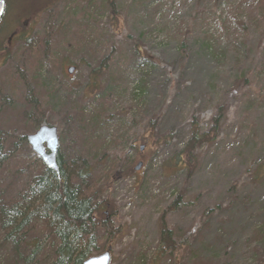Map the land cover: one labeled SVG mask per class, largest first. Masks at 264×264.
Returning a JSON list of instances; mask_svg holds the SVG:
<instances>
[{"label": "rangeland", "instance_id": "obj_1", "mask_svg": "<svg viewBox=\"0 0 264 264\" xmlns=\"http://www.w3.org/2000/svg\"><path fill=\"white\" fill-rule=\"evenodd\" d=\"M94 1L104 16L79 14L70 16L72 23L68 16L41 18V29H59L51 49L50 30L39 35L45 47L35 48L42 56L33 59L46 67L36 81L28 54L19 53V43L6 51L7 38L0 36V199H19L42 171L28 135L43 125L56 127L58 154L78 166L77 153L88 148L78 108L91 119L105 113L102 120L112 130L101 131L107 140L113 131L125 132L123 121L131 124L128 145L112 154L135 157L143 148L135 162L142 168L112 183L114 223L123 233L109 241L103 230L90 231L97 246L112 245L111 264H151L167 210L175 240L186 243L159 264H264V22L252 17L255 0H116L113 16L106 0ZM67 25L69 40L80 47L65 44L61 30ZM46 48L61 60L51 63ZM220 107L218 135L196 148L193 171L174 166L193 124L208 132ZM39 237L44 251L38 259L48 264L51 238ZM10 257L8 242L0 260Z\"/></svg>", "mask_w": 264, "mask_h": 264}, {"label": "trees", "instance_id": "obj_2", "mask_svg": "<svg viewBox=\"0 0 264 264\" xmlns=\"http://www.w3.org/2000/svg\"><path fill=\"white\" fill-rule=\"evenodd\" d=\"M70 1L67 0L65 3ZM73 3L72 8H68V4H66L63 13L60 14L57 11L60 16H68L66 23L73 22V18L70 16H79V14L81 16L105 15L99 14L105 11L99 6L101 2L98 4L94 0H81L80 3L79 1ZM105 8L110 16L116 15V0H106ZM253 8L257 12V16H252L254 21L264 22V0H255ZM251 9L246 11L250 12ZM258 12L260 16H258ZM46 29L50 30V40L46 46H50L51 49L55 42L53 41L55 39L54 31L59 29L56 25L38 29L32 37H27L19 42V53H27L28 57L26 55L25 61L34 66L32 68L35 72L34 80L38 76H43L42 71L46 67L45 64L40 63L41 59H33V55L42 56L37 52L38 50L34 51V49L45 47L39 35L43 34ZM69 33V25H67V29L61 30V37L67 38L65 44L72 42L74 47H80V42H75L74 39L69 40L71 38ZM85 35L82 33L83 38ZM34 36L35 41L31 42ZM4 37L1 38L0 46ZM46 40L45 35V42ZM81 42L83 43V40ZM12 49L8 48L6 51L10 52ZM42 51L43 49L40 52ZM44 53L45 55L46 53L47 55L50 54L49 61L51 63L61 60L59 54H54L51 50L49 52L48 48L44 50ZM20 67L25 68V64H20ZM101 68L98 69L101 70ZM115 78L117 81L119 78L122 80V77L119 76ZM91 83L94 87L96 79H92ZM223 112L224 108L220 107L218 113L212 118V126L208 132H200L197 124H193L192 136L176 155L177 161L174 166L179 167L183 164V168L188 167L187 171L190 173L193 171L191 163L194 151L201 144L210 143L216 139L219 132L218 123L224 114ZM77 113V122L82 129V142L88 146L87 149H83L76 155V159L81 163L75 166L76 160L64 162L58 154L59 174L42 164L41 173L33 178L30 188L25 194H21L19 199L9 203L0 199V233L1 238H3V242H0V255H3L6 243L9 242L12 245V257L0 260V264H41L38 257L44 250L40 244L39 236L46 234L52 242L50 247L52 261L48 264H83L85 260L97 252H103L108 248L106 244L102 248L100 245L97 246V239L91 235L90 231L103 230L109 241H116L123 233L122 228L115 227L114 223L116 210L110 198L112 183L119 174L124 176L135 175L134 166L137 154L139 158L142 156L141 150L137 148L135 157L121 158L118 154H112L111 150L114 148L119 147L124 150L128 145L126 141L129 138L127 128H130L131 124L123 121L121 128L125 132L113 131L107 140L101 134L104 127L111 130V124H106L102 120L105 113L102 115L98 113L99 115H94L92 119L88 117L84 109L78 108ZM153 144L155 143L152 140L148 141L149 152L154 151ZM180 199H177L175 203L180 205L182 202ZM105 211L110 213L108 217ZM167 213L168 210L159 219L160 240L151 258V264H159L165 256L175 252L179 253L186 243L185 240L180 242L175 240L174 233L166 220ZM261 231L257 230L256 233L259 234ZM29 234L37 236L32 237V241L27 242L26 238ZM28 246H31V250L26 253L25 250L28 249ZM13 255L15 256L14 259Z\"/></svg>", "mask_w": 264, "mask_h": 264}, {"label": "flooded vegetation", "instance_id": "obj_3", "mask_svg": "<svg viewBox=\"0 0 264 264\" xmlns=\"http://www.w3.org/2000/svg\"><path fill=\"white\" fill-rule=\"evenodd\" d=\"M3 1L5 9L0 20V36L7 34L5 49H17L19 42L33 36L38 29H41L39 24L42 17L44 21L45 19L47 21L48 17L60 16L65 8L66 0ZM21 16H27V18L21 19ZM43 27H45L44 24Z\"/></svg>", "mask_w": 264, "mask_h": 264}, {"label": "water", "instance_id": "obj_4", "mask_svg": "<svg viewBox=\"0 0 264 264\" xmlns=\"http://www.w3.org/2000/svg\"><path fill=\"white\" fill-rule=\"evenodd\" d=\"M5 9V3L0 0V20ZM73 68H70L71 72ZM28 142L35 154L39 156L45 166L53 171L59 173V166L57 163V153L59 150V136L57 128L54 126L43 125L39 130L27 136ZM143 150V148H141ZM143 166V162H139L135 167L136 171H139ZM106 260V264H111L112 261V246L110 245L103 253L92 256L85 260L83 264H93L97 260Z\"/></svg>", "mask_w": 264, "mask_h": 264}, {"label": "snow or ice", "instance_id": "obj_5", "mask_svg": "<svg viewBox=\"0 0 264 264\" xmlns=\"http://www.w3.org/2000/svg\"><path fill=\"white\" fill-rule=\"evenodd\" d=\"M93 264H106V260H97V261H94Z\"/></svg>", "mask_w": 264, "mask_h": 264}]
</instances>
